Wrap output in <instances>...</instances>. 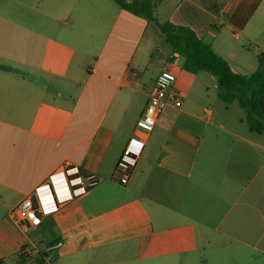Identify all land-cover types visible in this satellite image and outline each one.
<instances>
[{
  "label": "crops",
  "instance_id": "1",
  "mask_svg": "<svg viewBox=\"0 0 264 264\" xmlns=\"http://www.w3.org/2000/svg\"><path fill=\"white\" fill-rule=\"evenodd\" d=\"M81 1H65L61 26L77 4L95 2L103 34L90 61L68 40L85 34L27 27L20 13L0 10V261L264 264V130L228 116L232 103L218 98L214 77L169 61L168 44L139 47L150 25L160 32L152 22L112 0ZM154 17L191 29L236 74L250 75L264 56V0H163ZM162 70L175 75L168 95L181 100L144 132L136 120ZM257 104L264 116V92ZM124 150L126 179L117 165ZM69 169L99 182L68 197L63 176L49 177ZM47 183L39 196L49 212L21 232L10 212Z\"/></svg>",
  "mask_w": 264,
  "mask_h": 264
},
{
  "label": "trees",
  "instance_id": "2",
  "mask_svg": "<svg viewBox=\"0 0 264 264\" xmlns=\"http://www.w3.org/2000/svg\"><path fill=\"white\" fill-rule=\"evenodd\" d=\"M112 1L122 10L143 17L157 27L164 36L165 43L171 47L169 61H173L176 56H181L184 59L183 70L191 74L205 71L212 75L217 86L218 98L226 106L236 102L244 110L243 122L250 132L259 134L264 130V116L257 104L259 96L264 92V56L257 57V69L250 75L236 74L231 71L226 61L197 38L188 27L169 22L158 23L154 17V10L163 0ZM77 175L86 176L82 170H79ZM17 260L19 264L25 261L21 255H18ZM0 264H3L2 261Z\"/></svg>",
  "mask_w": 264,
  "mask_h": 264
},
{
  "label": "rangeland",
  "instance_id": "3",
  "mask_svg": "<svg viewBox=\"0 0 264 264\" xmlns=\"http://www.w3.org/2000/svg\"><path fill=\"white\" fill-rule=\"evenodd\" d=\"M65 1L66 0H60L57 4H55L50 2L41 3L38 0H0V10L11 14L12 17L20 13L21 18L19 20L27 27L35 29L37 27H41L45 32L54 29L53 31L56 30L55 32L63 31L64 33H68L69 29H74L79 34H85L82 35L84 37L82 42L70 41V39L68 40L76 49L77 58L85 55L87 60L90 61L99 51L97 42H99V39L103 34V18L100 19L98 16L99 12L92 9L95 6V2L90 3L89 9L86 11L79 8L81 4H77V7H74V10L72 11L71 23L61 26V23H66L68 21L66 14L64 13L68 10V4ZM86 1L87 0H82L81 3H85ZM97 3L101 5V3L103 4V0H98ZM56 5H58L59 9H55ZM41 10L43 12L47 11L51 13L53 17L52 21L41 17L39 14ZM88 33H91L92 36L88 35ZM84 42L89 43L90 45L84 44ZM145 43H151L153 45L160 43L163 47L170 48L162 41L161 33L155 31L153 25H150V27L140 36L138 42L139 47ZM133 45L134 44H132V46ZM156 49L157 48L155 47L153 51L154 54H158ZM177 58L183 59L181 56H178ZM82 104H84V99L81 101V105ZM226 114L235 120L239 117L243 118L245 112L237 105L236 102H233L232 105L229 106V111Z\"/></svg>",
  "mask_w": 264,
  "mask_h": 264
},
{
  "label": "built area",
  "instance_id": "4",
  "mask_svg": "<svg viewBox=\"0 0 264 264\" xmlns=\"http://www.w3.org/2000/svg\"><path fill=\"white\" fill-rule=\"evenodd\" d=\"M175 81V75L167 70H162L154 79L152 89L148 95V100L143 108L142 113L136 120V127L144 132H149L153 129L155 122L167 104L178 105L180 103V96L178 94L168 95V90ZM132 161L129 150H124L121 160L118 162V169L123 179H126L129 173V162ZM78 171L65 170L49 177V182L54 180V177L61 175L63 180L69 185L67 191L68 197L72 194L84 193L87 189L94 187L99 178L94 174H87L85 177L77 175ZM77 175L73 177V175ZM48 182V183H49ZM42 185L35 188L31 196L23 198L15 208L10 212L11 219L18 225L21 232L26 233L29 228L36 227L40 222V215L46 214L49 210L44 207L43 202L39 196V190L43 187L48 188L49 184ZM61 200L56 198V202ZM24 250V249H23ZM22 250V253H24Z\"/></svg>",
  "mask_w": 264,
  "mask_h": 264
},
{
  "label": "clouds",
  "instance_id": "5",
  "mask_svg": "<svg viewBox=\"0 0 264 264\" xmlns=\"http://www.w3.org/2000/svg\"><path fill=\"white\" fill-rule=\"evenodd\" d=\"M64 181V184H65V188L67 191H69V185L67 184V182L65 180ZM49 196H50V201L51 203L53 204L54 201L56 200L57 198V193H56V189L54 187H52V184L50 183V188H49Z\"/></svg>",
  "mask_w": 264,
  "mask_h": 264
},
{
  "label": "snow or ice",
  "instance_id": "6",
  "mask_svg": "<svg viewBox=\"0 0 264 264\" xmlns=\"http://www.w3.org/2000/svg\"><path fill=\"white\" fill-rule=\"evenodd\" d=\"M55 179V178H54ZM61 179H63V177H61ZM45 203H48V200H44Z\"/></svg>",
  "mask_w": 264,
  "mask_h": 264
}]
</instances>
